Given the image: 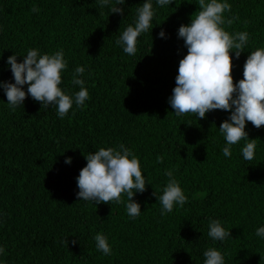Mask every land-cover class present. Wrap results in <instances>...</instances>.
Instances as JSON below:
<instances>
[{"label": "trees", "instance_id": "trees-1", "mask_svg": "<svg viewBox=\"0 0 264 264\" xmlns=\"http://www.w3.org/2000/svg\"><path fill=\"white\" fill-rule=\"evenodd\" d=\"M228 2L227 30L249 33L246 51L264 47V0ZM142 3L126 0L120 15L98 9L96 0H0V81L14 82L5 63L14 52L63 49L68 68L62 88L78 91L73 70L85 66L90 94L83 107L60 119L55 107L44 108L30 96L12 111L0 89L4 264H203L208 247L219 248L226 264H264V240L255 235L264 225V126L247 123L257 149L255 159L244 161V141L233 146L231 158L223 156L218 128L228 112L213 110L202 119L174 114L168 99L187 53L177 32L199 10L198 0L158 8L152 30L128 56L115 41ZM162 30L166 38L158 36ZM247 55L233 59L234 83L243 78ZM119 143L140 158L151 183L134 197L142 211L135 219L127 215L125 196L119 204L98 205L76 196L85 156ZM173 168L187 202L162 216L157 197L168 180L165 171ZM210 218L223 221L231 237L213 242ZM98 232L108 236L111 256L97 251Z\"/></svg>", "mask_w": 264, "mask_h": 264}, {"label": "clouds", "instance_id": "clouds-1", "mask_svg": "<svg viewBox=\"0 0 264 264\" xmlns=\"http://www.w3.org/2000/svg\"><path fill=\"white\" fill-rule=\"evenodd\" d=\"M98 9L107 8L110 14L123 15L126 0H96ZM174 0H143L136 9L133 23L119 33L116 45L128 56H135L139 38L153 28L158 8L173 4ZM199 10L190 18L188 24L178 28V38L184 42L186 55L179 60L175 87L168 103L176 116L188 113L202 119L213 110H223L229 115L219 126L224 139L223 156L232 157L233 146L244 141L240 153L244 161L255 159L257 139H250L246 131L247 123L256 128L264 126V47L246 51L249 45L247 31L230 32L227 26L232 23L225 13L230 12L228 0H198ZM34 13L39 12L33 7ZM166 38L165 31L158 33ZM248 52L243 65V78L234 83L232 75L233 59L238 60L241 53ZM15 52L7 57L6 66L12 73L14 82L0 81V89L7 98V107L15 111L24 105L30 96L42 107H55L58 118L63 119L70 111L81 108L90 99L89 90L83 79L85 66L73 70L72 84L79 90L68 92L62 88V76L67 71L68 62L64 50L44 53L39 48H30L26 55ZM25 85L27 89L25 90ZM87 161L76 177L78 200L100 203H121L126 197L128 217L135 219L142 214L141 205L134 197L143 193L151 184L142 170L140 158L123 143L100 147L94 153L85 156ZM65 164H71L67 157ZM178 169L165 171L168 178L161 194L157 197L160 214L171 213L175 207H182L187 196L176 179ZM255 235L264 240V225L256 228ZM207 236L213 242H223L230 231L220 219H209ZM95 247L105 256L112 255V246L106 234L98 232L94 236ZM6 255V249L0 245V257ZM203 264H226L224 253L217 247H208L203 252ZM0 264L4 261L0 259Z\"/></svg>", "mask_w": 264, "mask_h": 264}]
</instances>
